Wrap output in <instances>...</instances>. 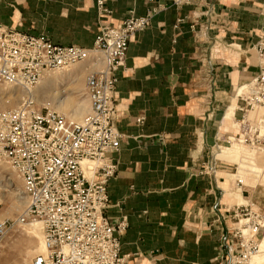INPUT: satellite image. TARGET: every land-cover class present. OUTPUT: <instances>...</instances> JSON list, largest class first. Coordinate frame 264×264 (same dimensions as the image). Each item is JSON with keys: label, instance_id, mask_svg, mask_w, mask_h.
Instances as JSON below:
<instances>
[{"label": "crops", "instance_id": "1", "mask_svg": "<svg viewBox=\"0 0 264 264\" xmlns=\"http://www.w3.org/2000/svg\"><path fill=\"white\" fill-rule=\"evenodd\" d=\"M172 1L0 2L3 25L85 48H93L103 25L155 10L150 26L129 42L116 86L115 122L123 136L105 215L127 220L123 264H215L239 202L264 212V187L234 184L239 158L232 147L221 153L226 138L239 132L226 115L260 70L255 46L264 0H197L182 7ZM238 171L247 176L250 170Z\"/></svg>", "mask_w": 264, "mask_h": 264}, {"label": "built area", "instance_id": "2", "mask_svg": "<svg viewBox=\"0 0 264 264\" xmlns=\"http://www.w3.org/2000/svg\"><path fill=\"white\" fill-rule=\"evenodd\" d=\"M195 1L172 4L182 7ZM154 13H132L116 26L103 25L93 48L57 45L44 34L0 23V83L20 86L29 94L16 108L0 112V159L22 181L26 200L15 220H0V241L15 224L40 222L45 251L33 264H123L127 257L121 255L120 240L127 220L111 221L105 215L108 184L118 168L113 155L123 136L115 122V95L129 42L150 26ZM255 50L262 65L239 94V132L226 143L264 151V22ZM79 63L91 70L84 87L90 111L82 121L35 102L33 88L46 74ZM233 219L236 224L220 237L215 264H249L261 250L263 212L241 204Z\"/></svg>", "mask_w": 264, "mask_h": 264}, {"label": "rangeland", "instance_id": "3", "mask_svg": "<svg viewBox=\"0 0 264 264\" xmlns=\"http://www.w3.org/2000/svg\"><path fill=\"white\" fill-rule=\"evenodd\" d=\"M83 65L86 64L79 63L72 65L69 68L52 72L53 75L47 77L40 85L33 88L32 97L36 100L35 102L41 107L53 108L76 121H82L90 111V103L84 93V87L87 76L91 71L90 69L85 70ZM48 80L51 83H49ZM251 81H249V83ZM46 84H49V86L47 87ZM248 84H245L242 87L248 86ZM241 88L239 90H241ZM245 90H247V87ZM239 92L240 91L236 94L238 101L239 94H241V92ZM242 92H244V90ZM27 96H29V94H27L20 86L1 82L0 112L16 108ZM78 106L83 107L81 115L74 114V111L79 109ZM234 106L237 107V104L234 103ZM234 106L231 108L230 118H227L226 115L227 119H232L233 117L231 124L236 122ZM242 146L243 145H240L239 143L231 145L226 143L225 146L221 147V153L225 148H234L232 149L236 151L234 155L236 158H239L237 161H233L238 169L234 170L231 180L235 184V182L241 183L239 182V179H241V185L245 183L249 188L251 186H257V184H261V186L264 187V165L261 166L260 164H257V166H255L252 161L249 160V162L245 159V156L251 152L255 153L257 156H263L264 151H257ZM240 166H248L250 171H245L248 173L247 176H243L241 171H238ZM258 166L259 169L257 168ZM257 180H259V182L256 183ZM239 195H241V192H238V196ZM0 196L2 199L0 220H15L26 206V200L22 194V181L16 176L11 166L1 159ZM243 203H246V201L241 200L239 202V204ZM33 222L38 221L15 224L7 231L6 235L0 241V264H33L36 256L45 251L42 229L36 226H29V224L31 225ZM261 253H264V239L261 241ZM252 260L250 264L252 263Z\"/></svg>", "mask_w": 264, "mask_h": 264}, {"label": "bare ground", "instance_id": "4", "mask_svg": "<svg viewBox=\"0 0 264 264\" xmlns=\"http://www.w3.org/2000/svg\"><path fill=\"white\" fill-rule=\"evenodd\" d=\"M84 67L83 68H85V70H87L88 69V67L86 66V65H83ZM51 75H53V73H48V74H46L44 77H43V79L41 80V82L38 84V85H40L47 77H50ZM48 82H49V80H48ZM49 83H51V82H49ZM37 85V86H38ZM47 85V87L49 86V84H46ZM43 87H44V85H43ZM46 87V86H45ZM248 88L249 86H244V87H242L241 88V90H239L241 93H242V91L244 90V92H246V90H245V88ZM43 89V88H42ZM43 92V91H42ZM47 92H49V91H47ZM239 92V93H240ZM79 107V106H78ZM75 108H77V107H75ZM83 107H79V109H77V110H75L74 111V114L76 113V114H78V115H81V113H82V109ZM230 109V108H229ZM235 109H236V107L234 106V112H235ZM228 116V115H227ZM227 119V118H226ZM232 119H233V117H232ZM232 119H227V121H229V122H231L232 121ZM240 145H242V144H240ZM243 146H245L246 148H251V147H248V146H246V145H243ZM242 146V147H243ZM251 149H253V148H251ZM254 150H257V149H254ZM258 151V150H257ZM260 155V154H259ZM245 159H247L248 161L250 160V161H252L253 162V164L255 165V166H257V164H260L261 166L262 165H264V155L263 156H257L255 153H253V152H251V153H249L248 155H246L245 156ZM246 160V161H247ZM249 161V162H250ZM244 162H245V160H244ZM248 162V163H249ZM246 164V163H245ZM259 165V166H260ZM259 166L257 167L258 169H259ZM254 167V166H253ZM263 169V168H262ZM23 198V197H22ZM21 200V199H20ZM29 226H36V227H38V228H40V229H42V225H41V223L40 222H33L31 225L29 224ZM264 239V238H263ZM262 239V240H263ZM261 250H260V252L259 253H257V254H255L254 256H252V258H251V260H252V263L251 264H264V253H261ZM260 254V255H259ZM251 260H250V262H251ZM250 262H249V264H250Z\"/></svg>", "mask_w": 264, "mask_h": 264}]
</instances>
